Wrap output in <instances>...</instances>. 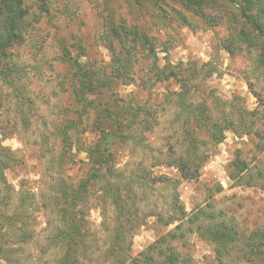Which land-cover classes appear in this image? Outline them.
<instances>
[{"label":"rangeland","instance_id":"1","mask_svg":"<svg viewBox=\"0 0 264 264\" xmlns=\"http://www.w3.org/2000/svg\"><path fill=\"white\" fill-rule=\"evenodd\" d=\"M237 1L250 7V17L264 27V0ZM24 7L20 41L0 69H5L0 75L5 169L0 173V264H57L59 249L52 246L51 236L63 227L53 206L62 189L58 178L65 173L66 182L75 186L90 179L89 151L102 142L93 128L96 113L84 115L70 134L69 157L75 162L62 166L61 131L78 105L72 90L74 63L109 77L113 58L123 63L122 73L129 78L117 82L103 102L115 111L139 109L148 125L131 126L127 118L125 125L132 128L123 133L132 140L139 137L150 126L152 111L158 125L141 145L118 140L110 150V176L129 178L133 184L124 194L129 200L123 221L110 198L104 199V182L92 183L84 195L80 212L87 252L80 263L110 264L106 251L119 226L124 232L132 229L128 243L137 256L211 204L207 212L243 236L224 264H264L239 253L254 231L264 235V153H259L261 140L255 135L264 133V39L237 8L215 0L201 8L175 0H25ZM112 29L122 33L121 39L112 37ZM134 29L139 33L132 35ZM164 71L175 76L158 82L166 79ZM181 85L194 92L191 97L180 92ZM186 103L193 114L182 110ZM225 119L230 125L225 140L211 142V124ZM193 141L205 157L194 159L201 169L185 180L179 170L163 165L173 158L187 161ZM237 158L248 170L231 180L239 172ZM160 175L170 181L153 180ZM118 180L103 181L116 186ZM185 235L178 245L193 264H218L210 243Z\"/></svg>","mask_w":264,"mask_h":264},{"label":"trees","instance_id":"2","mask_svg":"<svg viewBox=\"0 0 264 264\" xmlns=\"http://www.w3.org/2000/svg\"><path fill=\"white\" fill-rule=\"evenodd\" d=\"M175 1L189 8H201L211 0ZM215 1H224L237 8L241 19L252 28V31L257 37L264 39V27L261 26L254 18L250 17V7L247 5H240L237 0ZM250 2H258V0H250ZM24 3L25 0H0V69L2 67L1 65L4 64V58L6 57V54H8V51L15 47L20 41V34L22 28L26 24L27 17V10L24 7ZM112 33V37L114 39H121V32L116 29H112ZM136 33H139L136 29L131 32L132 35ZM229 53L232 54V51H229ZM113 62L114 68L109 77L107 76V72L88 69L80 62L74 63L75 71H73L72 74V90L73 95L75 96V101L78 105H76L75 109L72 111L74 117H71L72 120L69 121V123L61 131L64 146L59 154V157L61 164L63 163L62 166L67 164L64 162H68V165L71 166H73V163L75 162L71 159V157H69V151L70 148H72V142L69 141L71 140L70 134L77 131L78 126H80V122H82L80 120L84 118V115L88 117L91 113H96L93 128L97 129L98 134H100V138L102 137V142L91 146L89 151L93 154L91 155L89 153L88 157L89 164L93 166V176L90 177V179L86 181L84 180L75 186L72 185V183H69L68 180L66 182V178L64 176L65 173L61 174L58 178V184L60 183L62 189L58 193L60 196L55 198L56 204L53 206L55 209V215L58 217V222L63 227L56 228L53 236H51L52 246L54 249H59L57 264H81L80 260H83V258H85L84 256H86L87 245L85 244V237L82 234L84 229L81 222L82 213L80 212V209L82 208L84 195L88 194L92 183L96 184L98 181H101L107 185V189H102L101 191L103 194L107 193L104 199L110 198L116 210L119 211V219L123 221L126 218L124 215L127 213L125 206H127L126 202H128L129 199L128 197L125 198L124 194L127 195L131 192L133 184L129 178L121 177L119 175L110 176L112 174V164L114 163L110 150L116 145L118 140H120V142L131 140L137 143V145H141L143 141L145 142L148 139L145 134L151 133L152 126L157 124L153 111L151 112L147 109V114L151 112L153 115L149 118L150 126L134 140L129 139V136H126L123 133L125 129L131 130L132 128L130 126L126 127L125 122L127 121V118H129V121L133 123L131 126L140 124L147 127L148 125L144 121H141V111L139 109L134 110L132 107H128V109H125L124 112H122V110L115 111L113 108L111 109L109 104L103 102V98L108 96V91H111L117 82L125 83L124 79L129 78V75L122 73L124 67L121 65H123V63L116 58H113ZM4 70V68L0 70V75ZM164 73L166 79L160 77L158 82L168 80V76H175V74L169 75L166 71H164ZM6 74L9 76L8 73ZM5 77L6 76L1 79L9 82V80ZM185 86L189 87L188 85H181L180 92L183 93L186 98H189V96L194 92L192 90L190 91V89ZM178 97L181 98V95ZM188 106H190L189 103L184 104L182 110L184 112L188 110L190 114H193V112L188 109ZM194 120H198L199 122L203 121L202 118L199 119V117L196 116H194ZM226 123L227 119H225L222 123L211 124V129L209 131L211 142L217 144L223 143L225 140L224 132L230 130V125H226ZM256 134L261 140L257 149L259 150V153H264V133H261L260 135V132L256 131L255 135ZM195 145L196 143L193 141L187 161L181 158H173L168 160V163L163 166L179 170L181 177L185 180L194 179L201 169L199 165L195 164L194 159L202 156V161L203 157H205L204 153L198 154L199 151ZM3 158V150L0 147V173L5 170L3 166ZM204 164H206V160L203 162V165ZM235 165L236 168L239 169V172L237 175L231 174L229 176L231 180L240 178L241 175L246 173L248 170L245 163L239 161L238 158L234 162V166ZM68 167L69 166L66 167V170L68 169L66 172L70 171V168ZM100 173H102L103 176H100ZM141 174L146 176V171H141ZM107 177L115 180L119 179L117 185H109V181H103L106 180ZM153 180L157 182L160 181L161 183L170 181L169 178L161 175L153 177ZM2 184H6L5 180L2 181ZM69 186L72 187L69 188ZM210 208H212V205L208 204L205 208L197 211V214L190 217L187 221L183 219V221H185L184 223L177 226L174 230L167 232L164 236L159 238L152 245L147 247L144 252L137 256L132 255L133 246L131 243H128L129 233L132 229L130 228L128 231L124 232L121 231L119 226L115 229L112 245L106 251V258L109 260L110 264H193V258L182 252L180 250V246L178 245L182 244V242L186 239L185 234L189 233L197 235L200 239L210 243L214 247L216 263L224 264L225 259H228L231 256L230 249L236 248L238 250L240 238H243V236L240 235L239 230L235 227H229L222 223V221H219L220 223L217 222V219L220 217L210 215L207 212ZM259 239L260 243H257V240ZM245 240L247 241L244 247L239 250V253L243 255V258L249 256L250 258H253V260H264L263 233L258 230L254 231ZM244 263L256 264L255 262L249 260H245Z\"/></svg>","mask_w":264,"mask_h":264}]
</instances>
